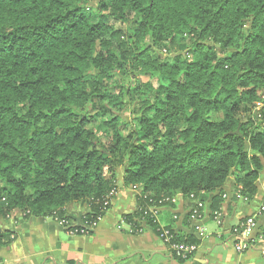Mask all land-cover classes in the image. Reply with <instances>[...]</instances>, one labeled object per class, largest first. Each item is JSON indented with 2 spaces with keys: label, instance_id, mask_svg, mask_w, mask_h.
Masks as SVG:
<instances>
[{
  "label": "trees",
  "instance_id": "16d2710c",
  "mask_svg": "<svg viewBox=\"0 0 264 264\" xmlns=\"http://www.w3.org/2000/svg\"><path fill=\"white\" fill-rule=\"evenodd\" d=\"M120 178L140 190L123 216L136 235H162L148 208L163 200L212 195L217 212L230 181L257 196L264 0H0V222L91 235Z\"/></svg>",
  "mask_w": 264,
  "mask_h": 264
},
{
  "label": "crops",
  "instance_id": "0c3cea01",
  "mask_svg": "<svg viewBox=\"0 0 264 264\" xmlns=\"http://www.w3.org/2000/svg\"><path fill=\"white\" fill-rule=\"evenodd\" d=\"M139 193L138 188H124L120 178L113 208L88 236L69 234L51 219L31 218L24 222L26 225L11 247L0 248V260L10 264H116L120 261L126 264H264V239L260 235L261 229H264V214L258 219V231L250 249L237 253L233 248L234 230L247 217L259 212L264 199L263 183L259 184L257 196L248 201L236 197L237 189L230 181L217 212L212 210L214 196L202 202L201 223L206 227L208 236L199 241L194 256L184 262L170 254L151 228L144 225L136 235L123 220L124 215L136 211ZM173 204L171 209L165 207L160 210V224L165 227L171 223L176 233L196 237L199 223L189 218L196 201L177 197ZM216 213L221 214V227L214 222ZM68 214L78 222L84 210L71 206Z\"/></svg>",
  "mask_w": 264,
  "mask_h": 264
},
{
  "label": "built area",
  "instance_id": "2783aa9c",
  "mask_svg": "<svg viewBox=\"0 0 264 264\" xmlns=\"http://www.w3.org/2000/svg\"><path fill=\"white\" fill-rule=\"evenodd\" d=\"M117 196V193L114 194V197ZM236 197L238 199H244L239 192H237ZM147 198V197H145ZM192 200H195V198L192 196ZM169 200H163L160 201L158 204H155L154 206H151L148 208V212L152 214L156 218V220L159 222V213L160 210L163 207H160L164 202H168ZM175 201V200H174ZM172 201V202H174ZM196 205L192 210L191 214V219L199 223L196 226V239L198 241H202L205 239L208 234H207V229L206 227L201 223L203 219L202 215V210L204 208V203L199 202L197 200ZM160 205V206H159ZM264 214V199L262 201V204L260 206L259 212L257 214H254L252 216L247 217L239 226L236 230H234V242H233V248L235 252L237 253H244L247 250L250 249L251 244L253 240L255 239L256 232L258 231V219L260 216ZM214 222L221 227L222 225V219H221V214L216 213L213 217ZM101 219H99V222ZM57 224L65 228V222L64 221H58L55 220ZM160 223V222H159ZM94 225V227L90 228L89 230L92 231L96 228L98 225ZM161 229L163 230L162 235L159 236V238L162 240L164 245L167 247V249L174 254L177 258H180L182 260H188L194 254L198 251L199 245L198 244H178L173 242L174 240V235L173 233H170L165 229L164 226L161 225ZM142 231V230H141ZM140 231V232H141ZM264 239V237H262ZM1 264V263H0Z\"/></svg>",
  "mask_w": 264,
  "mask_h": 264
},
{
  "label": "rangeland",
  "instance_id": "374dc122",
  "mask_svg": "<svg viewBox=\"0 0 264 264\" xmlns=\"http://www.w3.org/2000/svg\"><path fill=\"white\" fill-rule=\"evenodd\" d=\"M159 52H162V51H159ZM163 53L170 55V53H166V51H163ZM75 208H73L72 210H75ZM51 221H53V220H51ZM24 222H25V220H23V216L22 215H17L14 219L9 220V221H5V223L0 222V232H1V230H2V232H5V231L6 232H9V231H12V232L14 231L15 232L14 235H12L10 237H7V238H5L3 240V243H1L2 246L0 245V248H2L3 250H5V248H9V247H11L15 243V241L17 240V234L26 225ZM262 231H264V229H261V232ZM260 234H262V233H260ZM0 263L1 264H10V263H8L5 260H2V261L0 260Z\"/></svg>",
  "mask_w": 264,
  "mask_h": 264
},
{
  "label": "water",
  "instance_id": "95a60500",
  "mask_svg": "<svg viewBox=\"0 0 264 264\" xmlns=\"http://www.w3.org/2000/svg\"><path fill=\"white\" fill-rule=\"evenodd\" d=\"M237 134H238V132H237Z\"/></svg>",
  "mask_w": 264,
  "mask_h": 264
}]
</instances>
